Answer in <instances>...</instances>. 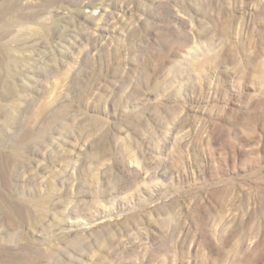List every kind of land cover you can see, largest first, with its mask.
Listing matches in <instances>:
<instances>
[{
  "label": "rangeland",
  "instance_id": "rangeland-1",
  "mask_svg": "<svg viewBox=\"0 0 264 264\" xmlns=\"http://www.w3.org/2000/svg\"><path fill=\"white\" fill-rule=\"evenodd\" d=\"M0 264H264V0H0Z\"/></svg>",
  "mask_w": 264,
  "mask_h": 264
}]
</instances>
